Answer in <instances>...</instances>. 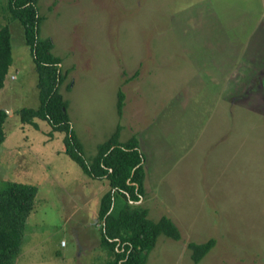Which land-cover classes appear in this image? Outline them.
<instances>
[{
  "label": "rangeland",
  "instance_id": "obj_1",
  "mask_svg": "<svg viewBox=\"0 0 264 264\" xmlns=\"http://www.w3.org/2000/svg\"><path fill=\"white\" fill-rule=\"evenodd\" d=\"M0 0L13 63L0 184L38 187L15 264H106L98 208L110 188L64 151V133L20 121L40 107L24 28ZM41 37L65 78L59 92L82 151L114 135L139 139L145 196L136 204L180 231L144 264H193L189 241L216 238L197 264H264V0H38ZM124 93L121 117L117 93ZM9 113H11L9 115Z\"/></svg>",
  "mask_w": 264,
  "mask_h": 264
},
{
  "label": "trees",
  "instance_id": "obj_2",
  "mask_svg": "<svg viewBox=\"0 0 264 264\" xmlns=\"http://www.w3.org/2000/svg\"><path fill=\"white\" fill-rule=\"evenodd\" d=\"M7 12L24 28L38 73L40 107L22 109L20 121L38 127L36 119L50 126L49 135L64 133V151L75 160L85 174L93 179H107L109 189L103 194L98 208L101 221V245L114 255L106 264H144L149 251L160 235L180 239L175 222L163 215L159 220L148 218V209L138 203L145 196V156L135 135L119 140L120 125L114 135L98 144L96 153L87 157L73 131L67 106L59 92L65 78L61 59L51 52L52 41L42 38L38 0H8ZM13 63L12 35L8 25L0 26V90ZM124 93L118 91L116 113L123 114ZM8 115L0 109V143L6 139L4 125ZM38 187L31 183L4 181L0 184V264H15L21 252L27 220L33 210ZM216 238L204 242L189 241L187 248L193 264L199 263L216 245Z\"/></svg>",
  "mask_w": 264,
  "mask_h": 264
},
{
  "label": "water",
  "instance_id": "obj_3",
  "mask_svg": "<svg viewBox=\"0 0 264 264\" xmlns=\"http://www.w3.org/2000/svg\"><path fill=\"white\" fill-rule=\"evenodd\" d=\"M7 113V112H6ZM11 113H9V115H10ZM7 115H8V113H7Z\"/></svg>",
  "mask_w": 264,
  "mask_h": 264
},
{
  "label": "crops",
  "instance_id": "obj_4",
  "mask_svg": "<svg viewBox=\"0 0 264 264\" xmlns=\"http://www.w3.org/2000/svg\"><path fill=\"white\" fill-rule=\"evenodd\" d=\"M138 141H139V139H138Z\"/></svg>",
  "mask_w": 264,
  "mask_h": 264
}]
</instances>
